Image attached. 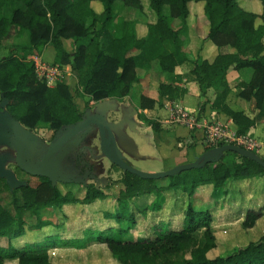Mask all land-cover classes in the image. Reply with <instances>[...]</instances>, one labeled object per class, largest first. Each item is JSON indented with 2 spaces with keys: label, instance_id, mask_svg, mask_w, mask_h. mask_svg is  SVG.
<instances>
[{
  "label": "trees",
  "instance_id": "16d2710c",
  "mask_svg": "<svg viewBox=\"0 0 264 264\" xmlns=\"http://www.w3.org/2000/svg\"><path fill=\"white\" fill-rule=\"evenodd\" d=\"M115 1L0 0V50L8 39L27 34L25 44L13 43L10 53L0 56V98L7 99L6 109L11 116L30 130L44 124L53 132L81 120L84 112L76 103L72 88L63 80L48 87L44 80L37 78L34 62L27 58L41 56L49 44L55 51L53 64L70 66L76 77V91L80 89L88 97L87 106L89 101L127 96L138 81L137 60L142 58L156 61L167 81L158 84V99L141 94L138 108L152 109L155 105L161 106L162 100H181L187 92L179 85V75L175 72V68L187 60L181 35L187 26L189 4L203 1L209 23L207 39L216 47V55L211 61H194L190 73L201 97L207 89H214L211 108L230 118L237 134L254 133L256 122L264 118V21L256 24V19L263 17L264 0H249L262 8L260 14L245 9L244 0H121L125 6L142 13L151 11L153 20L146 22L143 36L136 32V21L118 16ZM93 2L101 6L99 12L93 8ZM175 20L179 21V26H175ZM66 39L73 43L71 51L63 46ZM229 68L251 69L250 79L239 81L235 86L237 97L254 101L256 113L253 116L228 106L226 99L231 87L226 73ZM145 119L154 132L161 130L157 120ZM16 173L19 177L18 168ZM261 176L264 177L261 165L232 151H225L215 163L159 179L141 178L122 171L118 179L121 187L115 199L128 210L126 218L122 214H104L106 221L112 220L116 225L107 222L102 231L83 239L61 238L54 232L22 245L12 241L48 226L60 230L66 217L64 206L107 198L110 193L104 189L110 185L105 188L89 185L79 197L68 187L62 190L59 184L52 186L45 177H35L38 182L34 185L26 180L25 186L13 192L4 179H0V193H7L13 210L0 203V237L6 241L0 245V264L7 261L81 264L80 260L55 263L50 252L72 248L83 250L91 257L96 244H105L119 264H264V233L231 253L209 258L207 253L217 246L211 226L212 209L195 210L189 200L200 185L210 184L214 191L224 192L231 180ZM151 193L156 195L154 203L142 208L132 203L133 197ZM165 193L167 203L163 199ZM46 208L60 211L58 223L40 217L39 211ZM26 212L34 217V224L25 218ZM263 214L264 205L246 209L240 223L242 228L250 230ZM123 219L129 221L126 227L121 225ZM140 221L145 224L142 230L137 229ZM131 230L137 232L132 239L112 235Z\"/></svg>",
  "mask_w": 264,
  "mask_h": 264
},
{
  "label": "crops",
  "instance_id": "0c3cea01",
  "mask_svg": "<svg viewBox=\"0 0 264 264\" xmlns=\"http://www.w3.org/2000/svg\"><path fill=\"white\" fill-rule=\"evenodd\" d=\"M92 6L97 12L101 10V6L96 2H93ZM242 6L247 10L255 11L258 13L257 11L258 5L253 1L244 0L242 1ZM114 8L119 17L127 20L136 21V32L138 36L145 35L146 33L145 24L146 22L149 21L151 22L153 20L152 14L149 15L147 18H145L142 12L138 11L136 8L125 6L121 2V0H116L114 2ZM189 8H190V13L187 20V26L185 31L182 32L181 35L182 50L185 53L187 60L179 64L175 68V72L179 75V85L185 87L187 92L181 100H178L177 102H173V103H178L188 110L198 111L200 116L208 121L213 120L218 122H229L230 126L233 125V128H235L230 118H228L223 114L217 113L215 110L211 108L210 103L215 97L214 89L213 88L207 89L205 95L201 97L199 95L198 85L194 80L193 75L190 73V70L193 66V62L196 61L197 59H207L211 61L216 55V47L211 43V41L207 39L209 23L204 14V2L203 1L191 2L189 4ZM178 23L179 21L175 20L174 23L175 26H177ZM260 23L256 22V24H260ZM72 44L73 43L70 39L63 40V46L66 49V51H69V48H71L70 50H72L71 47ZM136 53L138 52H135V54ZM47 54L49 55L51 54V56H48ZM54 56H55V51L53 46L50 44L45 47V49L41 54V57L50 63H53ZM142 67H144L145 69H142ZM149 67L155 69L157 73L156 79L160 77L163 78L161 82H165L167 76L163 72L159 71L155 62L147 61L146 59L142 58L139 61H137V67H136V72L139 80L133 86L137 87L140 94L151 97L153 99H158V92L157 95L152 93L155 90L157 91V86L160 83V81L157 80V82H155L156 84L151 89V91L149 87L146 88L147 85H149L150 83L152 84V81H155L152 80L153 79L152 75L148 74L147 72ZM251 72L252 71L249 68H242L240 70L229 68L226 73L227 82L231 87V92L228 94L226 99L228 106L233 110H241L249 116H253L256 113L254 101H247L237 97L235 85L239 81L247 82L250 79ZM162 102H163L161 105L162 108H168L169 105H173L172 102H168L167 100H162ZM201 105H203V109H200ZM234 106L239 107V109L233 108ZM154 110L155 107L152 109H143L142 112L143 113L153 112L155 114L154 119L160 123L161 130L159 132H154L155 133L154 137L157 141V149L161 154L160 157L163 160V163H165L163 166V170L169 169L178 164L188 163L195 160V158L198 157L204 151L205 148V145L203 144L202 141L201 131L200 130L189 131L187 128L181 125L174 123H167L166 118L165 119L162 118L159 114V111L155 112ZM135 121H136L135 128L137 129L138 124H140L141 122L140 121L138 122L137 120ZM147 127L149 128L150 126ZM259 130H261L262 134L264 135V119L262 120L260 119L256 122L255 131L254 133L251 134V136L255 138L256 133ZM260 157L261 158L264 157V150H263V155ZM215 192L216 195L214 194ZM193 197L200 199V200L197 199L192 200V202L195 201L193 202V205L194 203L196 204L197 203L200 204V202L210 203L213 201L214 204L212 205V208H210L212 209V213L214 217L213 222L221 221L223 223H229L235 221L237 223H241L242 217L246 209L248 208L257 209L264 205V177L261 176V177L246 178L241 180H231L227 184L226 190L224 192H221V190L214 191L213 187L210 184L200 185L195 189ZM163 199L165 202L168 200L167 193L163 194ZM136 200L142 201L146 205H150L156 201V195L151 193V194H144L141 196L133 197L132 203L134 205ZM92 203L93 202L83 205H90ZM72 205L74 204H69L64 206V215L66 217L63 218L62 226L60 230L55 229V233H58L61 238H75L70 234L68 235L64 234L63 237L61 236V232L65 228L64 222L67 220L69 213H71V211L73 210ZM104 214L106 213L104 212L99 214L94 213V215L91 214L87 215L86 213V216L88 217V219L91 218L93 219L98 217V218H103V220H105V218L103 217ZM60 216L61 215L59 214L56 223L59 222ZM105 222L106 223L104 224L103 228L92 230V234L94 235L102 231L107 225V221ZM108 223L112 226L116 225L112 220H110ZM42 230L37 232H27L25 235L40 234ZM261 230L262 232L264 231V214L260 219L256 221V224L254 225L253 228L247 230V233L252 235L254 234V232L260 233ZM133 233L134 230L129 231V234H133ZM136 235L132 236V238L136 237ZM42 237L39 235L38 239L36 238L31 240L28 239L27 241H38L41 240ZM132 238H125V239H132ZM215 238L217 241V246L212 250L218 251L221 246L220 239L217 238V236H215ZM102 245L106 247L105 244H96L94 246L93 248L94 255L91 257L86 256L83 250H75L72 248L55 249V253L58 252L55 255V258L57 256H60L61 252H63L64 249H69L72 252H77V256L74 257V260L63 259L61 261H55V263L75 262L76 260H80L81 264H84V260L87 258L89 260H95L99 254L98 253L99 247H101ZM111 259L114 264H119L113 260L112 256ZM11 263L14 262L13 261L5 262V264H11Z\"/></svg>",
  "mask_w": 264,
  "mask_h": 264
},
{
  "label": "rangeland",
  "instance_id": "374dc122",
  "mask_svg": "<svg viewBox=\"0 0 264 264\" xmlns=\"http://www.w3.org/2000/svg\"><path fill=\"white\" fill-rule=\"evenodd\" d=\"M139 11V10H138ZM257 11L259 14L263 11L262 8L257 6ZM149 15H151V11H148L147 13H143V16L147 18ZM262 18L256 19L257 23L263 22L264 21V12L262 14ZM180 23L177 24L179 26ZM27 42V34L23 33L19 35L18 37H13L12 39H8L6 41L5 46L0 50V56L7 55L10 53L9 47L14 43H20V44H25ZM73 48V44L71 46ZM71 48H69V51ZM19 54L20 51H17ZM23 55V52L21 53ZM48 56H51V54H47ZM31 56H28L27 58L30 59ZM41 61L46 63V64H52L48 62L47 60H44L41 56H39ZM138 59L137 61H139ZM156 66L158 67V64L156 61H154ZM142 69H145L142 67ZM61 70V80L65 81L73 90L74 95H75V101L80 107L81 110H83L85 107H88L86 102L88 101V97L83 95L79 89V91H76L75 88V83H76V77L75 73L70 69V66H60ZM148 74H151L153 79L155 81H152V84L150 83L147 85L146 88L149 87L150 91L156 84L155 82L162 81L163 78L158 77L156 79V71L154 68H148ZM139 80V79H138ZM167 80V78H166ZM165 80V81H166ZM152 93V92H151ZM152 94L157 95V91L155 90ZM140 92L138 91L136 86H133L132 90L130 93L123 97V98H118L115 100L116 103H124L125 105H133L138 109V100L140 96ZM177 102V101H176ZM91 104V102H88ZM88 104V105H89ZM172 104H174L172 102ZM233 108L239 109V107L234 106ZM88 109L92 110L94 107H88ZM141 112H140V111ZM143 109H138L137 114L135 115L134 119L137 120L138 122L140 121L141 123L138 124L137 129H133L130 124H123L121 128V132L124 133V135L127 137V140H122L119 137H116V143L117 147L120 149L125 161L132 167L145 171V172H155V171H161L163 170V166L165 163H163V160L161 159V154L159 150L157 149V141L154 137L155 133L152 130L151 127H147L148 125L146 124V119L145 118H150L154 119V113L149 112V113H143ZM155 112L159 111V114L162 118H167L169 114V108H162L161 106L155 105ZM107 117H110L112 121L120 118L119 112L115 111H109L107 113ZM264 119V118H262ZM261 119V120H262ZM233 127V125H231ZM34 133L39 135L44 141H49L51 137V130L44 124L37 126L35 129L32 130ZM255 139L261 143L260 149H255V152L259 154L260 156L263 155V150H264V135L262 134L261 130H259L256 133ZM0 153H4L7 156L11 157L13 156V150L6 145L0 146ZM102 169L101 171L97 174L99 177L100 176H106L108 178V182L105 186H99L105 188L107 185H110L109 188L104 189L106 192L110 193L107 198L104 199H97L93 201L92 204L90 205H83V204H74L73 210L71 213H69V216L67 217V220L64 222V230L61 232V236L63 237L64 234L68 235L70 234L71 236H74L77 239H83L87 236L92 235V230H97L98 228H103L104 224L106 223V220H103V218H91L88 219L87 215L91 214L94 215V213H106L109 214L110 216H114L117 214H122L123 216L128 215V210H126L122 205L118 204L116 201V194L118 190L120 189L121 185L118 182V179L122 175V170L116 166H113L112 164L109 165V160L104 159L102 161ZM6 167H9V162L6 163ZM19 174V173H18ZM19 177L24 180H29V182L34 185L38 182V179L35 177L31 176H25L23 174H19ZM114 183V184H113ZM59 187L62 190H65L67 187L70 188L73 192H75L79 197L83 195V189L82 187L76 185V184H62L59 183ZM200 200L198 198H194L193 195L190 197V201L192 200ZM195 202V201H193ZM192 202V204H193ZM0 203L7 208H9L12 212V208L10 205V197L7 195L5 191L0 193ZM212 202H205L202 203H194V208L195 210L199 211H204L207 209L212 208L213 205ZM135 205L139 208H142L146 204H144L142 201L136 200ZM55 208V207H54ZM54 208H46L42 209L39 211L40 217L45 220V221H50L51 223L55 224L58 218V215L60 214V211L58 209ZM25 218L31 223L34 224V217L26 212L24 214ZM108 222V221H107ZM129 221L123 219L121 221V225L123 227H126L129 223ZM145 224H143L141 221L138 223V230H142L145 227ZM212 230L215 236L220 239V249L217 250H211L207 253V256L209 258H214L216 256H224L228 253H231L235 251L238 248H241L245 246L249 241L258 239L264 231L260 233L254 232V234L250 235L247 233V230L243 229L240 223H237L235 221L229 222V223H223L221 221H215L211 224ZM55 229L52 226H48L42 230L40 234H27L24 237H20L18 239H14L12 243L15 245H22L25 241L28 239H38L39 235L42 237L44 235H47L49 233H54ZM114 232L112 235L116 237H121V238H132V236L136 235L137 232L134 231L133 234H129L128 232H123L119 234H115ZM37 235V236H36ZM70 236V237H71ZM252 239V240H251ZM5 238L0 237V245L5 244ZM58 252L55 253V250H52L50 252L51 259L53 262L55 261H61L63 259H71L74 260V257L77 256V252H72L69 249H64L63 252H61L60 256H57L55 258V255ZM98 257L95 260H89L88 258L84 260V264H114L111 259V254L110 252L106 249L104 245L99 247L98 250ZM60 258V259H59ZM14 264V263H11Z\"/></svg>",
  "mask_w": 264,
  "mask_h": 264
},
{
  "label": "water",
  "instance_id": "95a60500",
  "mask_svg": "<svg viewBox=\"0 0 264 264\" xmlns=\"http://www.w3.org/2000/svg\"><path fill=\"white\" fill-rule=\"evenodd\" d=\"M117 98H107L95 102L93 111L86 109L81 120L74 124L63 126L55 132V136L49 143L41 140L39 135L26 128L15 119L6 109L7 99L0 100V146L6 145L13 150V156L9 157L0 153V179H4L10 192L25 186L27 182L18 179L14 172L6 167L7 162H14L18 168L31 176L47 178L52 186L57 182L85 184L82 179H72L71 173L64 169V161L71 155L84 134L88 132L91 125L97 126L100 133V149L110 163L119 167L123 172H129L141 178L159 179L184 170L203 167L207 163L219 161L225 151L236 152L247 157L264 169V160L254 151L245 149L234 144H224L204 150L195 160L175 165L169 169L155 172H145L130 166L124 159L120 149L117 147L116 137L127 140L121 128L123 124H130L136 129L134 119L138 109L124 103H116ZM109 111L119 112L120 119L117 122L107 120ZM95 187L106 185V177H93Z\"/></svg>",
  "mask_w": 264,
  "mask_h": 264
},
{
  "label": "built area",
  "instance_id": "2783aa9c",
  "mask_svg": "<svg viewBox=\"0 0 264 264\" xmlns=\"http://www.w3.org/2000/svg\"><path fill=\"white\" fill-rule=\"evenodd\" d=\"M34 62L35 73L38 79L44 80L48 87H53L61 81V70L57 64H46L37 55H31ZM93 103V101H90ZM167 123H174L187 128L189 131L200 130L205 147L212 148L224 144H234L255 152L260 149L261 143L251 134L239 135L229 122L206 120L198 111L184 108L178 103L169 105Z\"/></svg>",
  "mask_w": 264,
  "mask_h": 264
},
{
  "label": "flooded vegetation",
  "instance_id": "af4514ba",
  "mask_svg": "<svg viewBox=\"0 0 264 264\" xmlns=\"http://www.w3.org/2000/svg\"><path fill=\"white\" fill-rule=\"evenodd\" d=\"M94 105H95V102L89 104L88 107H93ZM88 107H85L83 109V112H85V110ZM119 119L120 118L112 121L110 117H107V120L111 122H117ZM54 136H55V132L51 131V137L49 141H44V139H42L40 136L39 137L41 138L43 142L49 143ZM103 158L107 159L105 156H102L101 154L99 130L97 126L91 125V128L88 130V132L84 134L83 138L79 142L74 152L66 158L63 164L64 169L68 171L69 173H71L72 179H82L85 182V184H76V183H69V184H76L82 187V189L87 188L89 185L96 186L95 181L93 180V177H97L98 176L97 174L103 168L102 167ZM110 164L112 163H109V165ZM8 168H10L14 172L15 176L18 179H21L20 177L17 176L16 168L18 167L14 162H10ZM18 169L20 170V175L27 174L24 171H22L20 168ZM31 177H37V176H31ZM100 177H106V176H100ZM59 183L61 182H57L56 185ZM62 184H68V183H62ZM99 185L101 186L102 183H100Z\"/></svg>",
  "mask_w": 264,
  "mask_h": 264
}]
</instances>
